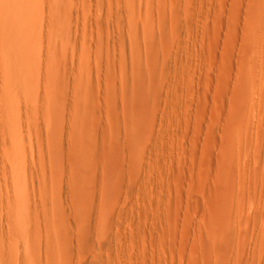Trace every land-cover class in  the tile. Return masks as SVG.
<instances>
[{
    "label": "rangeland",
    "instance_id": "obj_1",
    "mask_svg": "<svg viewBox=\"0 0 264 264\" xmlns=\"http://www.w3.org/2000/svg\"><path fill=\"white\" fill-rule=\"evenodd\" d=\"M0 264H264V0H0Z\"/></svg>",
    "mask_w": 264,
    "mask_h": 264
}]
</instances>
